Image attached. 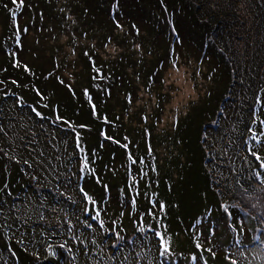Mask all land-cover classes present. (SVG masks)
Listing matches in <instances>:
<instances>
[{
    "label": "trees",
    "instance_id": "1",
    "mask_svg": "<svg viewBox=\"0 0 264 264\" xmlns=\"http://www.w3.org/2000/svg\"><path fill=\"white\" fill-rule=\"evenodd\" d=\"M0 19V96L11 100L0 103L9 139V159L0 155V264H35L15 242L28 233L21 241L38 247L46 239L37 233H62L49 223L60 209L73 233H102L104 218L105 233H128L125 224L169 233L173 223L209 231L241 218L264 232V213L251 210L264 194V0H0ZM179 57L197 58L204 94L159 129L171 96L164 74ZM140 89L149 105L156 99L151 110L133 109ZM127 254L123 246L119 256ZM262 259L257 249L247 264ZM172 260L193 262L182 253Z\"/></svg>",
    "mask_w": 264,
    "mask_h": 264
},
{
    "label": "rangeland",
    "instance_id": "2",
    "mask_svg": "<svg viewBox=\"0 0 264 264\" xmlns=\"http://www.w3.org/2000/svg\"><path fill=\"white\" fill-rule=\"evenodd\" d=\"M40 36H43V33ZM45 36L49 35L46 34ZM32 38L30 36V40ZM54 38L56 39V43L59 41V43L65 44L67 41V38L65 36L61 37V35H56ZM44 45L46 47L51 46V44L46 43ZM117 50L118 48L115 44L108 46L103 55H114ZM138 50L139 48H135V52H138ZM66 51L70 53V49H66ZM201 69L202 67L196 57H179L165 71L164 79L167 89H170L171 96H169V102L166 103L162 112L159 129L172 127L177 117L179 118L186 114L188 103L196 101L203 96L204 84L197 82L201 79ZM66 74L71 77V73L67 72ZM141 89L133 109L147 106V109L151 110L155 105L156 99L153 98L152 105H149V95ZM4 98L0 96V103L11 101ZM33 106L36 108L35 104ZM3 109L4 104L0 106V123L2 124L5 123L4 120H1ZM23 111L28 112L25 108ZM2 124L0 125V155L9 159V153L6 151V148L9 149V139L7 136H2L8 125L2 126ZM3 143L8 144V147H4ZM86 176H89V171L86 169L78 175L77 182L79 186L83 184V178ZM101 204L104 209H108V206H113V203L108 201L107 195L102 196ZM184 207L182 210H178L176 217H184L183 215H186L188 210H190L189 208L187 210L186 206ZM17 209L19 210L18 205L13 203L12 210L17 211ZM251 210L256 212L257 215L264 213L263 193L252 199ZM60 211L58 215L60 221L54 220L49 223L54 224L55 231L62 233H37L41 238L46 239L38 247L35 246L37 241H21L26 238L28 233H25L26 235L23 234L24 238L21 237V240L15 242V246L21 249V251L36 254L34 255L35 260H32L33 263L37 261L35 264H113L115 260L118 262L122 260L121 262H125V264H174L172 260L173 253L187 254L189 258L193 259V262L189 261V264H208L207 259L209 256L219 259L238 260L241 261L239 264H247V258L250 259L251 254L257 249L263 250V259L259 264H264V232L252 233L250 230H247V219L245 220L244 218H241L237 222L230 221L231 223L222 228L212 226L209 231L197 225L189 231L190 233H185L183 223H173L174 226L171 231L169 230V233H133L132 228L127 224L125 226L128 233H105L107 231V219L104 218L102 221H99L100 226L103 227L102 233L85 234L73 233L75 230L72 225L67 229L69 221L64 224L61 222L64 212L61 209ZM16 213L18 215V212ZM197 216L200 215L197 214ZM15 220H18V217ZM175 229L176 231H174ZM105 235L107 241H104L103 244L101 243V239ZM259 236L260 238L256 241ZM254 241H256L255 244L251 245ZM165 242H167L166 245ZM123 246H127L128 249V254L124 257L119 256ZM165 246H167L168 251L165 256H162L161 252L164 251ZM70 248L79 253L76 255L75 261L73 260V253L71 255ZM101 251L109 254V258L106 256L105 258L101 257ZM111 251H116L113 258L110 257ZM13 252L17 254L15 250ZM204 254H207L206 258ZM176 258L182 261L181 258L177 256Z\"/></svg>",
    "mask_w": 264,
    "mask_h": 264
},
{
    "label": "snow or ice",
    "instance_id": "3",
    "mask_svg": "<svg viewBox=\"0 0 264 264\" xmlns=\"http://www.w3.org/2000/svg\"><path fill=\"white\" fill-rule=\"evenodd\" d=\"M13 2L15 3L16 0H13ZM21 2H22V0H21ZM261 123H264V121H262ZM253 139H255V137H253ZM258 159H259V157H258ZM85 167H87V165H85ZM261 167H264V164H262ZM161 207H162V206H161ZM96 215H97V218H99V213H97ZM166 244H167V242H165V245H166ZM61 247H63V246H61ZM167 251H168L167 246H165V249H164L163 252H161V255H162V256H165V255L167 254Z\"/></svg>",
    "mask_w": 264,
    "mask_h": 264
}]
</instances>
